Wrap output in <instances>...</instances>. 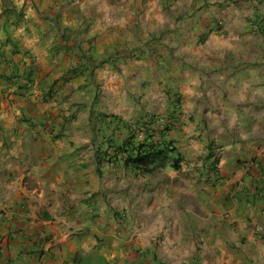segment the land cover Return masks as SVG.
Segmentation results:
<instances>
[{
    "label": "crops",
    "instance_id": "obj_1",
    "mask_svg": "<svg viewBox=\"0 0 264 264\" xmlns=\"http://www.w3.org/2000/svg\"><path fill=\"white\" fill-rule=\"evenodd\" d=\"M0 1L6 2L7 9H0V264H76L79 251L87 242L95 245L98 238H103V245H107L106 240L111 241L112 219H119L121 214L102 202L100 195L105 189L99 190L96 186L99 175H95L94 167L86 165L81 149L86 143L73 137L72 126L78 129L74 121L86 117L82 125L91 132L88 144L92 146L91 112L133 120L140 109L126 115L97 109L98 92L91 78L98 65L92 52L86 54L93 43L74 40L72 33L84 35L86 25L93 29L91 35L101 32L97 26L118 33L124 29L123 23L119 16H114V21L113 17L109 19L103 14L106 11L92 19V23L88 21L89 0H55L66 6L74 3L62 12L45 8V2L37 8L34 0ZM243 1L242 9L235 12L237 22L231 14L227 16L225 38L221 37L219 42L213 37L216 39L204 47L207 54L204 61L195 60L199 66L204 64L207 75L204 85L198 77L193 87L199 107L193 137L195 140L199 137L206 145L222 146L219 169V160L215 165L217 175L209 174L207 183L221 177L225 185L219 193L229 205V221L237 222L235 229L239 231L243 230L242 225H248L245 237L248 235L250 239L257 232L263 242L264 0ZM136 8L128 13L133 21L138 18L140 24L130 20L129 27L143 31L149 28L148 21H144L149 15ZM76 14L80 20H75ZM214 21L212 24L218 25ZM137 28L126 33L139 32ZM194 44L196 47L197 43ZM197 49H193L194 56ZM144 50L142 44L126 54L129 59L141 62L148 54ZM110 60L109 55L107 61ZM30 72L32 84L20 90L18 86L25 84L24 77ZM13 75L19 79L10 84L4 81ZM89 94L91 101L86 104L83 99L87 100ZM173 95L180 99V112L171 105ZM70 97L78 100L72 102ZM202 103L205 110L200 108ZM164 104L166 107L161 106L156 113L144 111L160 117H171L177 112L170 137L180 150L179 135L188 123L182 119V99L173 92ZM105 166L102 168L110 167ZM182 166L180 171L184 170ZM207 172L201 170L202 175ZM157 217L164 227L159 220L162 217L158 214L154 219ZM217 225L218 222L211 232L213 240L230 238L229 229H219ZM195 232L198 239L202 233ZM84 233L87 238L82 240ZM132 233L133 230L125 233L124 239H117L121 244L117 248L125 252L120 254L121 264H134L135 248L139 250L144 245L138 236L133 241Z\"/></svg>",
    "mask_w": 264,
    "mask_h": 264
},
{
    "label": "rangeland",
    "instance_id": "obj_2",
    "mask_svg": "<svg viewBox=\"0 0 264 264\" xmlns=\"http://www.w3.org/2000/svg\"><path fill=\"white\" fill-rule=\"evenodd\" d=\"M43 2L45 8H56L60 12L67 11L74 4L66 6L65 3L55 0H34L33 4L41 8ZM89 2V9L86 11L91 19L88 21L92 23V19L106 11L103 14L109 16V19L113 17V21L114 16H119L123 23L121 28H124L120 30L122 32L111 33L104 31L102 26H97L101 32L96 31L95 35H91L93 29L86 25L84 35L78 37L76 33H72L74 40L81 39L86 43H93L91 47L89 44L90 49L86 54L92 52L98 65L91 78L96 94L98 92L97 109L125 115L134 113L137 109L156 113L161 106L166 107L164 101L169 97L167 92L172 91L180 95L182 119L188 123L185 125L186 129L179 135L182 143L179 147L184 155L182 164L184 170L175 173L166 169L154 176L138 178L123 169L105 168L106 166L102 168L103 174L97 176L94 150L88 144L91 132L89 133L88 128L82 125L86 117L82 116L80 121H74L78 129L72 126L73 137H78L86 143V146L81 148L86 156V165L91 169L94 167L97 176L96 186L99 190L101 191L100 187L105 189L101 195L98 193L95 195H100L103 203H108L121 214L119 219L112 216L113 229L109 237L111 241L106 240L107 245H103L102 242L105 241L103 238H98L95 245L87 242L85 248L78 254L81 263L88 264L89 260L90 263L101 264L102 257L109 264H121L123 256L120 254L125 252L117 248L121 245L119 240L125 238V233L133 230V241L138 236L142 238L144 244L139 250L135 248L134 264H264V241L258 237L257 232H253L250 239L247 238L248 235L245 237L248 225H242L243 230L239 231L235 229L237 222L231 224L227 208L229 205L219 193L225 183L221 177L216 179L214 184L207 183L209 180L207 174H204L206 175L204 178L201 173V170L205 171L203 167L208 153L207 145L198 140L199 137L197 140L193 137L197 130L194 122H197L195 116L197 117L196 112L199 108L193 95L196 92L193 87L198 77L204 85L207 75L204 64L199 66L195 60L204 61V57H207L204 47L207 42L216 39L213 37L216 36L219 42L221 37L225 38L228 14L237 22L235 12L242 9L244 1L89 0ZM5 3L0 1L1 10H7ZM136 6L143 10L144 15H149L148 19H144L145 22L148 21L149 28H144L143 31L142 28L129 27L130 20L135 25L140 24L138 18H134L133 21L128 13L138 10ZM66 18L68 19V16ZM80 18L79 14H76L75 20ZM212 20H215L213 23L218 22V25L212 24ZM135 28L139 32L126 33V30ZM234 36L237 37V34ZM194 42L198 47L197 56L193 53V49L196 48ZM142 44L145 49L143 52H148L143 61L129 59L126 53ZM109 55L111 60L107 61ZM57 84H61V81ZM85 99L87 100L83 99V102L89 104L90 94ZM76 100L78 97L71 98L72 102ZM200 108L205 110L204 103ZM221 149L219 143L212 146V153L219 160L218 169L222 157ZM206 202V205L200 206ZM158 214L162 217L159 220L161 223L163 221L164 227L159 223L158 217L154 219ZM247 221L249 219H246ZM216 222L219 229L221 227L229 229L230 238L224 241L213 240L211 232L215 229ZM195 231L202 233L198 239L194 237ZM242 234L244 236H241ZM82 238V240L87 238V234L84 233Z\"/></svg>",
    "mask_w": 264,
    "mask_h": 264
},
{
    "label": "trees",
    "instance_id": "obj_3",
    "mask_svg": "<svg viewBox=\"0 0 264 264\" xmlns=\"http://www.w3.org/2000/svg\"><path fill=\"white\" fill-rule=\"evenodd\" d=\"M32 76L30 72L24 77L25 84L18 86L20 90L28 89L32 84ZM15 79L18 80L19 76L7 77L4 81L10 84ZM167 93L170 95L172 92ZM173 96L171 105L174 111L180 112V99L177 95ZM138 113L136 119L126 120L118 115L91 112L89 121L93 125L92 148L97 175L102 174L101 169L105 165L123 169L138 178L154 176L166 169L174 172L181 170L184 157L176 146V141L170 137L176 126L174 120L177 112L171 117L146 113L144 109H140ZM207 151L203 168L208 171L207 176L211 174L215 177L217 159L212 153L211 144L207 145ZM101 262L108 264L105 260ZM76 264H82L80 258ZM88 264L94 262L90 263L88 260Z\"/></svg>",
    "mask_w": 264,
    "mask_h": 264
}]
</instances>
